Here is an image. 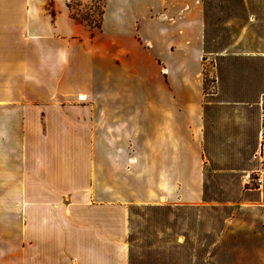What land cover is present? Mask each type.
Listing matches in <instances>:
<instances>
[{
    "label": "crops",
    "instance_id": "1",
    "mask_svg": "<svg viewBox=\"0 0 264 264\" xmlns=\"http://www.w3.org/2000/svg\"><path fill=\"white\" fill-rule=\"evenodd\" d=\"M92 2L0 0V264H130L131 206L205 201L207 0Z\"/></svg>",
    "mask_w": 264,
    "mask_h": 264
},
{
    "label": "rangeland",
    "instance_id": "2",
    "mask_svg": "<svg viewBox=\"0 0 264 264\" xmlns=\"http://www.w3.org/2000/svg\"><path fill=\"white\" fill-rule=\"evenodd\" d=\"M74 7L79 18L100 25L103 0ZM207 7L205 201L131 206L130 264H264V185L253 180L263 166V60L225 54L235 40L232 29L247 23L244 0H207ZM253 31V42L262 46L264 22Z\"/></svg>",
    "mask_w": 264,
    "mask_h": 264
},
{
    "label": "built area",
    "instance_id": "3",
    "mask_svg": "<svg viewBox=\"0 0 264 264\" xmlns=\"http://www.w3.org/2000/svg\"><path fill=\"white\" fill-rule=\"evenodd\" d=\"M262 151L264 152V145L262 148H259L260 162L263 164V166L256 170V176L253 178L259 188H262L264 185V157H262Z\"/></svg>",
    "mask_w": 264,
    "mask_h": 264
},
{
    "label": "trees",
    "instance_id": "4",
    "mask_svg": "<svg viewBox=\"0 0 264 264\" xmlns=\"http://www.w3.org/2000/svg\"><path fill=\"white\" fill-rule=\"evenodd\" d=\"M99 26V25H98Z\"/></svg>",
    "mask_w": 264,
    "mask_h": 264
}]
</instances>
